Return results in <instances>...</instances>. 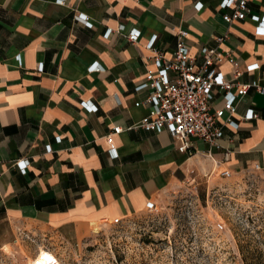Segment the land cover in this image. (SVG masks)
<instances>
[{"label": "crops", "instance_id": "0c3cea01", "mask_svg": "<svg viewBox=\"0 0 264 264\" xmlns=\"http://www.w3.org/2000/svg\"><path fill=\"white\" fill-rule=\"evenodd\" d=\"M225 1L0 0V224L78 238L146 210L191 168L264 172V97L253 89L203 166L194 144L204 142L192 139L189 156L165 130H126L149 112L135 107L153 70L147 46L169 58L179 29L194 56L225 36L218 48L236 58L240 83L264 87V0H249L231 25ZM219 71L231 79L227 63ZM250 111L256 118L241 120ZM114 127L123 132L109 141Z\"/></svg>", "mask_w": 264, "mask_h": 264}, {"label": "rangeland", "instance_id": "374dc122", "mask_svg": "<svg viewBox=\"0 0 264 264\" xmlns=\"http://www.w3.org/2000/svg\"><path fill=\"white\" fill-rule=\"evenodd\" d=\"M222 172L191 168L152 207L97 232L91 225L78 238L0 224V264H27L42 249L58 264H243L241 245L258 246L264 257V172Z\"/></svg>", "mask_w": 264, "mask_h": 264}, {"label": "built area", "instance_id": "2783aa9c", "mask_svg": "<svg viewBox=\"0 0 264 264\" xmlns=\"http://www.w3.org/2000/svg\"><path fill=\"white\" fill-rule=\"evenodd\" d=\"M249 0H226L222 7L230 11L223 15V22L231 25L235 21H243L247 14ZM88 27L87 18L82 20ZM108 34L111 29L106 30ZM187 32H176V43L173 53L166 58L154 46H147L152 52L153 70H147L141 88L148 91L139 105L146 107L149 112L139 124L126 130L142 129L145 132L165 130L168 136L178 143V151L189 156L198 154L191 140L196 139L207 146L202 157L212 159L213 152L219 151L218 141L224 126L232 124L239 99L248 95L251 89L264 97V87L257 82L245 85L240 83L242 72L236 58L230 52L218 47L226 40L225 36H216L215 47H203L199 54L190 55L184 39ZM130 43L136 41V34L126 35ZM227 63L231 69V79H226L219 71L220 65ZM257 69V67H252ZM249 70V69H248ZM94 71H99L95 68ZM256 114L250 111L242 117L243 121L255 119ZM123 132L120 127H114L106 139L111 141L112 135ZM255 171L260 167L255 166ZM224 177H230L227 170L222 172ZM153 204H149L152 207ZM113 219L112 224L120 223Z\"/></svg>", "mask_w": 264, "mask_h": 264}, {"label": "trees", "instance_id": "16d2710c", "mask_svg": "<svg viewBox=\"0 0 264 264\" xmlns=\"http://www.w3.org/2000/svg\"><path fill=\"white\" fill-rule=\"evenodd\" d=\"M261 242L264 243V240H261ZM241 247L243 253L241 261L243 264H264V257L260 255L261 250L258 246L249 248L248 245H241Z\"/></svg>", "mask_w": 264, "mask_h": 264}, {"label": "bare ground", "instance_id": "6f19581e", "mask_svg": "<svg viewBox=\"0 0 264 264\" xmlns=\"http://www.w3.org/2000/svg\"><path fill=\"white\" fill-rule=\"evenodd\" d=\"M101 224V223H100ZM94 232L99 230V224L93 225ZM7 248V246H6ZM27 264H58L57 258L51 252H47L44 249L40 250L33 260H29Z\"/></svg>", "mask_w": 264, "mask_h": 264}]
</instances>
